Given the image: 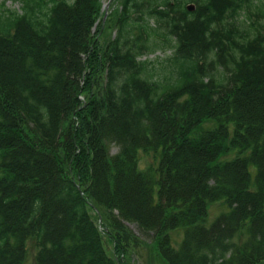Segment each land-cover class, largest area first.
Instances as JSON below:
<instances>
[{"label":"trees","instance_id":"trees-1","mask_svg":"<svg viewBox=\"0 0 264 264\" xmlns=\"http://www.w3.org/2000/svg\"><path fill=\"white\" fill-rule=\"evenodd\" d=\"M13 1L0 264H22L30 238L36 264H131L129 223L167 264H264V0H120L105 20L98 0ZM140 150L156 168L139 169ZM217 202L228 210L206 225Z\"/></svg>","mask_w":264,"mask_h":264},{"label":"rangeland","instance_id":"rangeland-1","mask_svg":"<svg viewBox=\"0 0 264 264\" xmlns=\"http://www.w3.org/2000/svg\"><path fill=\"white\" fill-rule=\"evenodd\" d=\"M5 1L7 6L13 8L18 7V3L13 0H0V2ZM120 0H98L101 6V13L108 15L110 12H113L117 7H120ZM119 4V6H118ZM111 31L115 33L114 27L107 28V34L101 37L103 42L107 41L110 37ZM112 33V34H113ZM170 54V50H158L154 53H149L144 56L145 59H149L158 66V60H162L167 55ZM117 151L116 147H111V152L115 153ZM138 160V166L141 170H146L149 167H157L159 161V154L154 151L145 152L140 150ZM252 168V172H253ZM254 174V172H253ZM228 210V206L225 202L213 203L208 208V217L205 222L206 225H209L219 214ZM132 233L138 236L137 244L130 243L127 252V260L131 264H167L162 257L158 254L155 249V242L152 235H142L134 224H126ZM170 235L175 244H178L183 236V229L178 228L170 231ZM240 239V236L237 237ZM243 238V237H241ZM105 244L109 253L112 254V243L109 239L105 238ZM26 257L22 264H36L35 254L37 247L33 238H30L26 243Z\"/></svg>","mask_w":264,"mask_h":264},{"label":"water","instance_id":"water-1","mask_svg":"<svg viewBox=\"0 0 264 264\" xmlns=\"http://www.w3.org/2000/svg\"><path fill=\"white\" fill-rule=\"evenodd\" d=\"M190 9H193V6H190Z\"/></svg>","mask_w":264,"mask_h":264}]
</instances>
